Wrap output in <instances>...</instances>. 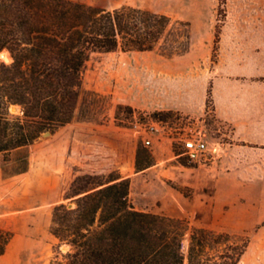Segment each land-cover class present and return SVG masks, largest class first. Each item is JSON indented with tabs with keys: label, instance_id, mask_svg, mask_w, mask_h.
<instances>
[{
	"label": "rangeland",
	"instance_id": "374dc122",
	"mask_svg": "<svg viewBox=\"0 0 264 264\" xmlns=\"http://www.w3.org/2000/svg\"><path fill=\"white\" fill-rule=\"evenodd\" d=\"M72 1L106 10L121 6L147 9L167 15L171 24L153 51L94 53L86 62L73 119L62 130L72 137L56 201L39 195L24 176L0 180V228L12 233L0 264H50L58 243L49 232L52 210L56 204L69 203L64 198L72 180L85 174L106 176L120 172V167L130 175L129 200L134 209L184 219L196 228L246 233L250 241L239 264H264V223L248 226L237 212H226L230 202L224 208L216 206V151L201 162H192L185 153L182 141L190 137H201L210 149L214 145L199 123L176 113L151 132L143 117L147 112L134 109L127 114L117 110L111 100L112 94L134 95L139 69L156 65L168 70L167 61L188 53L191 46L195 49L192 55L206 57L208 69L214 67L220 47L240 44L264 50V0ZM215 35L218 43L214 46ZM1 62L9 64L0 58ZM110 109L113 130L101 132L95 124L106 122ZM9 113L19 114H12L10 108ZM39 139L51 138L42 133ZM23 154L5 157L9 161L2 167L4 178L24 168ZM136 161L140 167L148 161L152 165L146 172H137ZM228 188L224 185L222 198H227Z\"/></svg>",
	"mask_w": 264,
	"mask_h": 264
},
{
	"label": "trees",
	"instance_id": "16d2710c",
	"mask_svg": "<svg viewBox=\"0 0 264 264\" xmlns=\"http://www.w3.org/2000/svg\"><path fill=\"white\" fill-rule=\"evenodd\" d=\"M170 24L165 14L132 6L106 10L72 0H0V53L6 50L12 60L0 63V154L6 163L11 152L24 153V168L12 176L27 171V148L42 133L54 134L72 121L82 69L92 54L153 51ZM12 105L18 115L9 113ZM116 109L135 112L121 104ZM146 114L167 121L176 113ZM151 165L136 161L135 168ZM129 188V177L118 170L75 177L64 198L69 203L52 210L49 232L58 243L50 264H239L250 241L246 233L138 211ZM11 238L0 228V256Z\"/></svg>",
	"mask_w": 264,
	"mask_h": 264
},
{
	"label": "crops",
	"instance_id": "0c3cea01",
	"mask_svg": "<svg viewBox=\"0 0 264 264\" xmlns=\"http://www.w3.org/2000/svg\"><path fill=\"white\" fill-rule=\"evenodd\" d=\"M194 51L191 46L188 53L168 60V70L156 65L139 69L134 95L112 94V103L147 113L172 111L198 122L204 136L217 146L216 206L224 208L230 202L227 213L237 212L248 226H257L264 223V50L240 44L220 47L212 69L207 68L206 57L197 58ZM113 115V110H108L106 122L95 124V128L112 132ZM66 126L50 135V140L38 139L29 151L27 148L28 169L24 173L4 178L0 154V180L24 176L39 195L56 201L72 137L62 132ZM120 173L130 177L124 167ZM224 185L229 187L227 198H222Z\"/></svg>",
	"mask_w": 264,
	"mask_h": 264
},
{
	"label": "built area",
	"instance_id": "2783aa9c",
	"mask_svg": "<svg viewBox=\"0 0 264 264\" xmlns=\"http://www.w3.org/2000/svg\"><path fill=\"white\" fill-rule=\"evenodd\" d=\"M143 117L147 119V127L151 132L158 131L159 127L164 125V122L161 120H153L147 115H143ZM145 143L148 145L150 142L146 141ZM182 143L185 153L192 162H201L207 160V154L212 156L215 154L214 151L217 149L216 145H213V147L210 149L208 143L199 136L184 139Z\"/></svg>",
	"mask_w": 264,
	"mask_h": 264
},
{
	"label": "bare ground",
	"instance_id": "6f19581e",
	"mask_svg": "<svg viewBox=\"0 0 264 264\" xmlns=\"http://www.w3.org/2000/svg\"><path fill=\"white\" fill-rule=\"evenodd\" d=\"M0 58L6 63H10L12 61L11 57L7 51H2L0 53Z\"/></svg>",
	"mask_w": 264,
	"mask_h": 264
},
{
	"label": "water",
	"instance_id": "95a60500",
	"mask_svg": "<svg viewBox=\"0 0 264 264\" xmlns=\"http://www.w3.org/2000/svg\"><path fill=\"white\" fill-rule=\"evenodd\" d=\"M10 112L12 113V114H18V113H20V109H19V107L18 106H16V105H12L11 107H10ZM45 135H51L49 132H44L43 133V136H45ZM71 206V205H70ZM65 249V248H64Z\"/></svg>",
	"mask_w": 264,
	"mask_h": 264
}]
</instances>
